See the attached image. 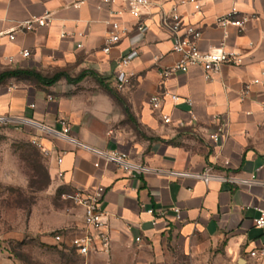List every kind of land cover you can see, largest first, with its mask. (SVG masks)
Instances as JSON below:
<instances>
[{"label": "crops", "instance_id": "obj_1", "mask_svg": "<svg viewBox=\"0 0 264 264\" xmlns=\"http://www.w3.org/2000/svg\"><path fill=\"white\" fill-rule=\"evenodd\" d=\"M152 1V14L145 19L146 37L135 47L139 55L130 68L134 76L118 91L138 128L150 136L147 141L127 139V132L118 129L119 122L128 118L124 105L92 75L77 84L63 78L53 86L10 78L0 85V115L25 117L58 129V121L64 119L80 141L103 150L117 149L163 171L132 178L60 137L33 129V138L50 152L51 196L59 189H106L102 207L109 216L112 251L87 258L73 251L78 264H166L170 247L186 251L196 237L215 250L220 262L258 264L250 253L264 248V228L255 224L264 211V185H206L170 177L168 172L198 173L215 164L218 170L241 176L255 174L264 183V114L260 108L264 102V0H200V11L189 4L180 6L184 21L202 30V50L223 48L243 57L241 66H224L212 80H206L201 67L163 79L162 69L175 64L179 56L172 52V40L159 12L169 11L182 0ZM77 3L82 4L75 8ZM233 9L248 19L243 30L217 25V18ZM108 10L102 0H0V74L34 70L48 77L67 73L76 78L95 72L115 89L117 61L132 49V43L124 39L109 54L102 51ZM46 15L47 26L35 25L29 32L20 28ZM12 31L13 41L8 36ZM25 50L30 57L22 56ZM256 78L262 83L254 85L242 102L241 91ZM157 95L165 96L159 109L150 103ZM170 95L180 99L174 103ZM163 115L172 122L166 124ZM216 117L225 126L218 143L210 138L219 128ZM151 208L167 210L168 215L153 225L155 216L147 213ZM174 208L180 210V219ZM45 211L32 213L31 220L37 216L39 228L30 229L45 242L56 244L46 236L54 230L76 235L84 227L80 207L55 211L54 225L47 221ZM137 238L141 241L136 242ZM0 264L13 263L3 260Z\"/></svg>", "mask_w": 264, "mask_h": 264}, {"label": "built area", "instance_id": "obj_2", "mask_svg": "<svg viewBox=\"0 0 264 264\" xmlns=\"http://www.w3.org/2000/svg\"><path fill=\"white\" fill-rule=\"evenodd\" d=\"M102 3L109 7V19L107 20V36L106 43L103 48L105 54H109L113 48L117 47L124 39H128L132 43V49L122 55L116 64V88L118 91L123 90L134 76L130 72V68L137 59L139 52L135 48L146 37V17H149L154 6L152 0H102ZM82 3L73 4L78 8ZM189 4L196 11H200L202 4L200 0H182L179 4L171 7L169 11L160 10V22L162 27L170 34L172 40V52L179 56V60L170 67L162 69L161 75L163 79L168 80L171 77L186 73L192 67H201L204 71L206 80H212L213 77L220 73L222 67L232 66L239 67L243 64V57L239 53L225 51L223 48H211L202 50L200 41L202 39V30L194 25L187 24L184 21L183 15L180 12V6ZM49 15L43 18H35L29 20L20 28L25 31L35 30V25L45 27L48 25ZM247 18H241L238 12L233 9L230 13L217 18V25L223 28L234 26L243 30ZM11 41L15 40V31L8 33ZM81 47V46H79ZM25 58L30 57V52L25 50L22 53ZM163 59L158 57L157 60ZM13 61L12 58L9 59ZM264 77V71L261 73ZM259 78L253 79L246 83L240 93L241 101H245L250 95L254 85L261 84ZM165 96H153L150 98V103L155 109L162 106ZM170 99L177 103L180 99L177 95H170ZM186 103L192 104L191 100H186ZM33 107V106H32ZM261 111L264 114V102L260 105ZM163 120L166 124H170L171 118L163 115ZM218 123V131L210 136L211 140L218 143L222 139L224 124L219 117L215 118ZM60 129L53 126H46L36 123L25 117H13L10 115H0V126H15L37 128L42 133L60 137L78 149H82L100 161L114 165L119 170L132 178H138L151 173L161 174L163 171L151 168L147 165L137 162L129 154L121 152L117 149L103 150L87 143L80 141L72 135V128L66 120L61 119L57 123ZM183 126V124H180ZM32 143L37 145L41 151L49 156L50 152L42 145V143L34 138ZM62 157L59 158V164L62 163ZM98 167L99 164L96 163ZM168 175L173 178H190L196 181L203 182L209 185L213 182L219 184H229L233 186H254L264 185L263 182L257 179L255 174L250 176H241L233 172L218 170L214 165L206 167L202 172H180L170 171ZM106 195V189L103 186L97 187L95 190L87 191L82 188H74L60 195L61 199L71 202L77 207L83 209L84 227L81 232L76 235H70L69 232H57L53 239L58 245H67L82 258H87L91 255H110L112 251V235L110 231V222L108 214L103 210L102 203ZM180 219V210L172 209ZM147 213L155 216L152 223L157 224L159 218H164L168 215L167 210L148 209ZM256 227L264 228V211L261 212L259 218L255 220ZM141 239L137 238L136 242ZM250 258L258 264H264V248L252 251Z\"/></svg>", "mask_w": 264, "mask_h": 264}, {"label": "rangeland", "instance_id": "obj_3", "mask_svg": "<svg viewBox=\"0 0 264 264\" xmlns=\"http://www.w3.org/2000/svg\"><path fill=\"white\" fill-rule=\"evenodd\" d=\"M118 129L127 132V139L147 141L150 136L138 128L134 120L120 121ZM33 128L0 126V261L13 264H78L79 259L71 249L42 240L30 229H38V218L31 220L32 213L44 208L47 221L54 225L55 211L77 207L55 195L48 188L39 191L46 182L45 167L48 156L32 143ZM40 157L30 159L32 152ZM49 212V213H48ZM62 229L46 236L53 237ZM215 250L206 245L202 237H196L186 251L170 247L166 264H227L217 259Z\"/></svg>", "mask_w": 264, "mask_h": 264}, {"label": "trees", "instance_id": "obj_4", "mask_svg": "<svg viewBox=\"0 0 264 264\" xmlns=\"http://www.w3.org/2000/svg\"><path fill=\"white\" fill-rule=\"evenodd\" d=\"M88 75H92L95 77V79L98 81V83L100 84V86H102L104 89H106L114 98H116V100H118L120 103H122L124 105V111L127 115V117L130 120H134L132 113L130 111V109L125 105L123 99L121 98V96L118 93L117 88H111L105 81V79H103L102 77H100L97 73L95 72H86L81 74L79 77L76 78H72L69 74L67 73H57L51 77L48 76H44L43 74L36 72L34 70H15V71H6L0 74V85L3 84L6 80L10 79V78H14V77H18V78H29L32 79L34 81H36L37 83H40L44 86H53L56 83H58L60 80H62L63 78L66 79L69 83L72 84H77L82 82ZM33 157L36 159V157H40V153L38 151L32 152L30 154V159H33ZM45 169V176H46V182L39 188V191L44 190L45 188H48L51 184V179H50V174H49V170L48 167L43 168ZM67 192L64 191L63 189H59L57 196L59 197L62 193ZM67 249H71L69 247H65ZM73 251V249H71Z\"/></svg>", "mask_w": 264, "mask_h": 264}]
</instances>
